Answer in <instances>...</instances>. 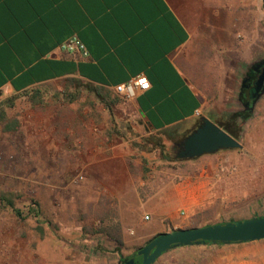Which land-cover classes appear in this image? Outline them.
<instances>
[{
  "label": "crops",
  "instance_id": "crops-1",
  "mask_svg": "<svg viewBox=\"0 0 264 264\" xmlns=\"http://www.w3.org/2000/svg\"><path fill=\"white\" fill-rule=\"evenodd\" d=\"M259 17L258 0H0V102L62 80L117 96L118 85L143 75L149 87L124 101L131 109L126 120L135 115V124L161 149L180 130L189 134L203 118L226 125L248 108L252 117L257 100L246 108L238 91L259 59ZM71 37L87 55L60 49ZM152 154L141 153L148 159ZM219 154L203 155L211 158L197 164L196 159L157 153L155 165H148L147 191L139 188L142 172L132 161L135 153H112L98 173L122 183L116 190L123 214L130 204L158 222H173L179 210L203 205V189L212 177L203 180V163L208 170L215 168V161L225 157ZM197 169L204 172L193 174ZM45 234L42 241L52 238L59 246L54 232ZM67 249L72 250L63 253ZM38 251L24 264H82L80 257L44 260Z\"/></svg>",
  "mask_w": 264,
  "mask_h": 264
},
{
  "label": "rangeland",
  "instance_id": "rangeland-1",
  "mask_svg": "<svg viewBox=\"0 0 264 264\" xmlns=\"http://www.w3.org/2000/svg\"><path fill=\"white\" fill-rule=\"evenodd\" d=\"M258 4L257 52L264 58V10L261 0ZM7 100L13 104L4 108L0 122V264H24L35 250L49 261L80 257L82 264H120L160 233L264 216V95L235 135L241 148L216 152L225 157L211 170L203 163V180L212 176L203 205L179 210L173 222L145 219L147 213L130 204L123 214L116 190L122 183L110 182L98 168L112 153H135L132 161L142 172L139 188L147 191L148 165H155L157 153L180 160L172 145L189 130L177 132L160 151L135 124V115L126 120L131 112L126 99L75 80L36 86L0 103ZM141 153L154 154L148 159ZM198 172L204 171L192 173ZM48 231L55 233L58 247L52 238L42 241ZM64 248L72 250L63 253ZM154 264H264V240L173 248Z\"/></svg>",
  "mask_w": 264,
  "mask_h": 264
},
{
  "label": "water",
  "instance_id": "water-1",
  "mask_svg": "<svg viewBox=\"0 0 264 264\" xmlns=\"http://www.w3.org/2000/svg\"><path fill=\"white\" fill-rule=\"evenodd\" d=\"M261 4L264 10V0H261ZM263 83L264 68L255 82L253 105L259 95L264 93V86L260 91ZM239 148L241 145L238 140L217 124L203 118L200 124L182 139L177 159L191 160L203 155ZM260 240H264V216L161 233L139 249L137 255L142 257L141 264H154L163 253L177 247L203 245L208 242L242 244ZM130 263H133V260L127 262Z\"/></svg>",
  "mask_w": 264,
  "mask_h": 264
},
{
  "label": "flooded vegetation",
  "instance_id": "flooded-vegetation-1",
  "mask_svg": "<svg viewBox=\"0 0 264 264\" xmlns=\"http://www.w3.org/2000/svg\"><path fill=\"white\" fill-rule=\"evenodd\" d=\"M248 72L243 77L241 84L239 86L238 94L242 97V105L247 108L246 103L252 102L255 98L254 91L256 88L255 82L261 73L262 68H264V58H259L257 63L249 67ZM264 83L260 87V91L262 90ZM259 91V93H260ZM264 95H259L257 101ZM182 141V140H181ZM181 141H176L172 145V151L177 158L178 153L180 151V143ZM130 260H133V263L130 264H141L142 257L137 255V251L132 255V257L128 259H123L120 264H127Z\"/></svg>",
  "mask_w": 264,
  "mask_h": 264
},
{
  "label": "built area",
  "instance_id": "built-area-1",
  "mask_svg": "<svg viewBox=\"0 0 264 264\" xmlns=\"http://www.w3.org/2000/svg\"><path fill=\"white\" fill-rule=\"evenodd\" d=\"M61 50H78L81 51L83 55H87L85 46L75 37L69 38L67 41L60 45ZM149 83L145 76L138 75L128 79L124 84L118 85L115 88L117 95L123 97L126 100L131 99L135 90L144 91L148 89ZM183 214V212L181 213ZM145 219H149L148 215L144 216Z\"/></svg>",
  "mask_w": 264,
  "mask_h": 264
},
{
  "label": "trees",
  "instance_id": "trees-1",
  "mask_svg": "<svg viewBox=\"0 0 264 264\" xmlns=\"http://www.w3.org/2000/svg\"><path fill=\"white\" fill-rule=\"evenodd\" d=\"M97 90V89H96ZM97 96L99 97L100 94L96 91ZM101 102H103V104L107 105L108 103L106 101H104L103 97H100L99 99ZM13 104L12 100H7V101H3L2 103H0V122L5 120V107L6 106H11ZM108 106V105H107ZM249 108L247 109V111L241 112V113H235L233 114V116L228 120V124L226 125H218L220 128H222L225 132H227L229 135H231L233 138H236V134H239L242 131V125L250 118V112H249ZM241 121V124H236L237 121ZM185 137V136H184ZM183 139V138H182ZM160 151H162V148L160 149ZM165 158V157H164ZM167 159V158H165ZM9 207L12 209V211L17 215L20 216L21 213L20 211H18L17 209L14 208L13 204L11 202H8ZM203 245H225V244H213V243H205ZM141 249V248H140ZM138 251V250H137Z\"/></svg>",
  "mask_w": 264,
  "mask_h": 264
}]
</instances>
